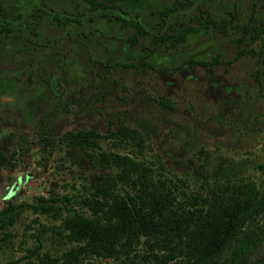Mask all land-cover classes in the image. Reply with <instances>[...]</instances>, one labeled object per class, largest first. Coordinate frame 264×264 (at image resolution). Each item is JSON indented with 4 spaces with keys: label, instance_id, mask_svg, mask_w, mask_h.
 Masks as SVG:
<instances>
[{
    "label": "rangeland",
    "instance_id": "obj_1",
    "mask_svg": "<svg viewBox=\"0 0 264 264\" xmlns=\"http://www.w3.org/2000/svg\"><path fill=\"white\" fill-rule=\"evenodd\" d=\"M97 1L0 0L9 25L0 29V209L13 216L0 225V264H53L75 244L61 226L65 206L85 208L76 198L109 170L90 167L66 130L138 129L140 153L111 137L100 145L148 161L179 199L212 181L264 189V0ZM169 7L166 23L209 15L226 19V32L200 25L152 50ZM135 20L147 32L133 42ZM61 195L71 199L52 201L56 211L30 206ZM161 258L140 240L126 255L70 264H183Z\"/></svg>",
    "mask_w": 264,
    "mask_h": 264
},
{
    "label": "trees",
    "instance_id": "obj_2",
    "mask_svg": "<svg viewBox=\"0 0 264 264\" xmlns=\"http://www.w3.org/2000/svg\"><path fill=\"white\" fill-rule=\"evenodd\" d=\"M86 1L92 9L103 5L97 0ZM178 2L182 6L192 4V0ZM170 9L164 11L160 28L151 34L148 44L152 50L162 44L176 45L200 25L211 24L217 31L226 32V19L217 21L209 15L193 16L197 25L190 21L166 23L165 14ZM4 14L0 6V18ZM248 19L255 20L253 14ZM133 25L129 39L134 42L147 31L138 20ZM254 26L250 27L252 36L257 35ZM0 29H9L7 20L0 19ZM62 137L70 145L83 147V157L90 167L109 172L104 179L87 185L86 193L76 198L85 208L65 206L61 226L66 238L75 244L59 259H48L53 264H70L81 255L119 257L128 254L140 240L151 251L161 250V262L176 258L183 264H264V220L259 221L264 213V189L252 180L208 182L179 199L171 187L173 180L148 161L100 145L102 137H111L129 141L135 153H140L142 134L138 129L121 121L114 129L107 127L105 133L80 128L66 130ZM2 158L0 153V161ZM259 167L264 175V164ZM60 199L69 202L71 197L37 196L30 206L56 211L52 201ZM12 219L7 207L0 209V225ZM259 249L261 257H256Z\"/></svg>",
    "mask_w": 264,
    "mask_h": 264
}]
</instances>
